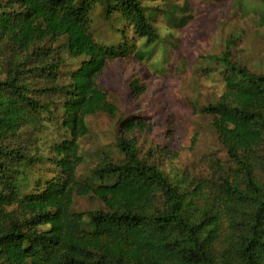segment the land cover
<instances>
[{"label":"trees","instance_id":"16d2710c","mask_svg":"<svg viewBox=\"0 0 264 264\" xmlns=\"http://www.w3.org/2000/svg\"><path fill=\"white\" fill-rule=\"evenodd\" d=\"M96 4L146 46L158 41L140 0H0V66L9 64L0 79V264H264V68L251 72L229 52L214 57L225 93L203 112L213 116L228 171L173 182L122 137V160L104 159L90 177L77 176L85 119L113 112L97 84L103 61L124 55L94 41ZM59 37L66 43L56 52ZM63 52L83 60L65 84ZM130 88L144 91L135 75ZM43 113L62 131L48 156L32 153L21 135ZM135 129L149 127L136 118L122 123L123 132ZM45 164L55 175L30 183L26 168ZM76 197L103 208L78 212Z\"/></svg>","mask_w":264,"mask_h":264},{"label":"rangeland","instance_id":"374dc122","mask_svg":"<svg viewBox=\"0 0 264 264\" xmlns=\"http://www.w3.org/2000/svg\"><path fill=\"white\" fill-rule=\"evenodd\" d=\"M140 2L158 34V41L149 46L119 16L108 18L103 5L96 4L91 11L94 41L118 52L122 49L124 55L103 61L97 84L113 112L85 119L88 132L78 139L83 162L77 176L90 177L104 159L122 160L118 143L127 137L136 143L140 159L157 166L171 181L211 180L219 166L225 171L233 167L213 128V116L203 112L225 93L222 70L214 57L229 52L233 62L249 71L263 70L264 0ZM65 43V37L57 38L54 51H62ZM62 55L66 64L60 81L65 84L83 60H71L66 52ZM8 67L7 63L0 66V79H5ZM133 75L144 87L139 95L130 88ZM134 118L149 130L123 132L122 123ZM59 123L43 113L23 129L22 139L32 153L50 154L49 145L62 132ZM26 175L32 183L38 178L50 180L55 171L45 164L27 167ZM101 208V203L89 197L74 200L78 212Z\"/></svg>","mask_w":264,"mask_h":264}]
</instances>
